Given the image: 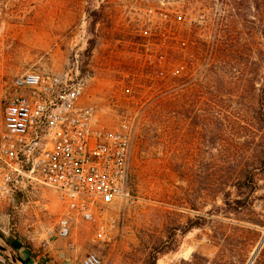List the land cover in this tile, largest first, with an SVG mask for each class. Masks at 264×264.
Masks as SVG:
<instances>
[{
  "label": "rangeland",
  "instance_id": "obj_1",
  "mask_svg": "<svg viewBox=\"0 0 264 264\" xmlns=\"http://www.w3.org/2000/svg\"><path fill=\"white\" fill-rule=\"evenodd\" d=\"M204 49L214 66L201 103ZM29 70L81 83L95 123L131 134L132 172L127 196L94 220L74 216L65 238L48 187L0 207V264H21L10 238L42 264L89 251L101 264L256 263L264 170L250 196L233 194L236 210L219 209L213 188L243 165L252 126L264 130V0H0V129L11 83Z\"/></svg>",
  "mask_w": 264,
  "mask_h": 264
},
{
  "label": "built area",
  "instance_id": "obj_2",
  "mask_svg": "<svg viewBox=\"0 0 264 264\" xmlns=\"http://www.w3.org/2000/svg\"><path fill=\"white\" fill-rule=\"evenodd\" d=\"M10 87L0 129V207L18 208L33 189L48 187L63 208L59 234L68 237L74 216L94 220L127 196L133 138L95 123L94 106L82 102L81 83L29 70ZM76 264H101V258L89 251Z\"/></svg>",
  "mask_w": 264,
  "mask_h": 264
},
{
  "label": "trees",
  "instance_id": "obj_3",
  "mask_svg": "<svg viewBox=\"0 0 264 264\" xmlns=\"http://www.w3.org/2000/svg\"><path fill=\"white\" fill-rule=\"evenodd\" d=\"M218 40L219 38H217V41ZM220 50H222V48L217 43L216 46L213 45L211 53L213 55L218 53ZM207 51L209 52V49H204L198 54L197 59L200 63L197 62L196 64L198 65L197 70H199L198 73H200V75L196 81L195 87L192 88L194 96L199 95L201 103H205V93H207L206 86L203 84V79L207 80L209 78L210 73L213 72L214 66V63L210 64L209 62H203V60H206L203 56ZM259 113L260 114L257 116V119H259V122L261 120L264 122V112L261 111ZM252 128L253 129H251V134L248 139L249 144L247 148V156L245 160H243V165L239 168L238 165L236 168H231L226 176H224L221 180H217L214 184V194L216 196H221L223 203L225 204V207L219 205L217 207L224 210L225 213L230 212L232 209H238L232 208L233 202H240L239 198L234 199L232 197L234 193H236L239 197L244 195L250 196V193H253L256 190L258 183V171L264 170V143L258 145V141L256 140L257 134L259 136L260 132L264 130L253 126ZM261 138L264 140V132L262 133ZM258 146L260 149H258ZM200 219L205 220V217L200 216ZM199 223L203 224L201 221ZM255 264H264V249Z\"/></svg>",
  "mask_w": 264,
  "mask_h": 264
},
{
  "label": "crops",
  "instance_id": "obj_4",
  "mask_svg": "<svg viewBox=\"0 0 264 264\" xmlns=\"http://www.w3.org/2000/svg\"><path fill=\"white\" fill-rule=\"evenodd\" d=\"M10 241L20 251L21 258H23L27 263H29L32 258L30 260H28V257H30V254L26 251V249L23 246L20 245L18 240L10 238Z\"/></svg>",
  "mask_w": 264,
  "mask_h": 264
},
{
  "label": "water",
  "instance_id": "obj_5",
  "mask_svg": "<svg viewBox=\"0 0 264 264\" xmlns=\"http://www.w3.org/2000/svg\"><path fill=\"white\" fill-rule=\"evenodd\" d=\"M263 243H264V235H263L262 240H261V242H260V246H261ZM252 261H253V258L250 260L249 264H251Z\"/></svg>",
  "mask_w": 264,
  "mask_h": 264
},
{
  "label": "bare ground",
  "instance_id": "obj_6",
  "mask_svg": "<svg viewBox=\"0 0 264 264\" xmlns=\"http://www.w3.org/2000/svg\"><path fill=\"white\" fill-rule=\"evenodd\" d=\"M190 250H191V249H188V250H187V254H189Z\"/></svg>",
  "mask_w": 264,
  "mask_h": 264
}]
</instances>
